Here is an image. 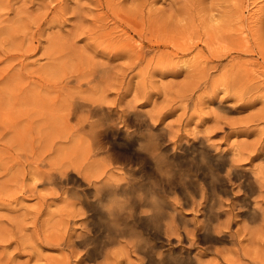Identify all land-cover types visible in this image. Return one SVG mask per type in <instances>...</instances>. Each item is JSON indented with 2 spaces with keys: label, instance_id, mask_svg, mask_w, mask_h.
Returning <instances> with one entry per match:
<instances>
[{
  "label": "rangeland",
  "instance_id": "374dc122",
  "mask_svg": "<svg viewBox=\"0 0 264 264\" xmlns=\"http://www.w3.org/2000/svg\"><path fill=\"white\" fill-rule=\"evenodd\" d=\"M0 264H264V0H0Z\"/></svg>",
  "mask_w": 264,
  "mask_h": 264
},
{
  "label": "bare ground",
  "instance_id": "6f19581e",
  "mask_svg": "<svg viewBox=\"0 0 264 264\" xmlns=\"http://www.w3.org/2000/svg\"><path fill=\"white\" fill-rule=\"evenodd\" d=\"M161 30V29H160ZM167 33V32H166ZM170 33V32H169ZM172 33V32H171ZM98 34V33H97ZM168 35V34H167ZM175 37V36H174ZM173 39V38H172ZM111 45V44H110ZM224 46V45H223ZM250 48V47H249ZM136 54V53H135ZM99 98V97H98ZM105 101V100H104ZM102 104V103H101ZM69 105V104H68ZM70 105H72V103H70ZM69 105V107H68V109H70V106ZM82 106H85L86 107V111H88V113H89V115L88 116H86L84 119H82L81 118V120L79 119L78 120V122L75 124V129L76 130H78V131H80V132H82V133H84L85 134V137L87 136V146H88V154H89V157H91V156H95V155H98V154H103V155H105V157L109 160V162H111L112 160H113V150H115L114 148L115 147H113V145H112V143L110 142V140H108V136L106 137V130L108 129V127L111 125L110 124V122L108 121V119H105L104 117H97V118H94V115H95V113H97V111L99 110V109H101V107L99 106V105H97V104H93V103H81V104H79L78 106L76 105H74V107H72L71 109H72V111H76V109H78L79 107H82ZM82 111V110H81ZM25 112V111H24ZM83 113V112H82ZM87 113V114H88ZM67 114H69V113H67ZM78 114V113H77ZM100 114H102V112L100 113ZM74 115H76V114H74ZM145 115V114H144ZM77 116V115H76ZM123 116V115H122ZM121 118V117H120ZM67 120H69V119H67ZM123 119H121V120H119V121H122ZM117 121V120H116ZM119 121H118V123H119ZM75 123V122H74ZM130 123V122H129ZM126 124H127V122H126ZM69 125H71V124H69ZM123 126V125H122ZM118 127V126H117ZM120 127V129H121V126H119ZM127 127H128V124H127ZM70 128H71V126H70ZM129 128V127H128ZM112 130V129H111ZM129 131H131V130H129ZM113 132V131H112ZM116 132V131H115ZM56 134V133H55ZM109 134V133H108ZM112 134H114V132L112 133ZM78 135H79V133H78ZM77 135V136H78ZM81 135V134H80ZM153 135V134H152ZM47 136V135H46ZM66 136V135H65ZM114 136V135H113ZM52 137V136H51ZM115 137V136H114ZM111 138V137H110ZM109 138V139H110ZM113 138V137H112ZM158 138V137H157ZM73 139V138H72ZM115 140V139H114ZM112 141V140H111ZM62 142V141H61ZM148 142H150V141H148ZM116 146V145H115ZM80 147V146H79ZM118 147V146H117ZM68 148V147H67ZM120 148V147H119ZM174 148V147H173ZM144 149H145V147H144ZM121 150H123V149H121ZM127 151V150H126ZM129 151V150H128ZM127 151V152H128ZM84 152V151H83ZM126 152V153H127ZM148 152H151L150 150L148 151ZM161 152V151H160ZM58 153V152H57ZM120 153V152H119ZM125 153V152H124ZM140 153H138V155H139ZM103 155H101V156H103ZM131 155V154H130ZM141 155V157H142V155L143 154H140ZM83 156V155H82ZM121 157H123V156H121ZM130 157V156H129ZM149 157H150V155H149ZM63 158V157H62ZM100 158V157H99ZM105 159V158H104ZM134 159V158H133ZM147 159V158H146ZM152 159V158H151ZM118 160H120V158L118 159ZM149 160V159H148ZM153 160V159H152ZM203 160V159H202ZM108 162V163H109ZM119 163V162H118ZM144 165V164H143ZM126 166V165H125ZM31 167V166H30ZM117 167V166H116ZM121 168V167H120ZM59 170V169H58ZM89 170V169H88ZM136 171H138V169L136 170ZM58 172V171H57ZM51 173V176H53V177H55V178H57V179H60V180H63V173H65V175H67V174H69V172H68V170H64L63 172H62V174L61 173ZM79 172V171H78ZM132 172V171H131ZM211 172V171H210ZM112 173V172H111ZM99 174V173H98ZM151 175V174H150ZM72 176L74 177V175L72 174ZM142 177V176H141ZM156 177V176H155ZM182 177V176H181ZM69 178L70 179H72L71 178V176H69ZM126 178V177H125ZM53 179V178H52ZM75 179L76 180H80L81 181V178L80 177H78V176H75ZM74 179V180H75ZM102 179V178H101ZM132 179H135V178H132ZM67 179H65V181H66ZM73 180V179H72ZM100 180V179H99ZM98 180V181H99ZM155 180V179H154ZM50 181V180H49ZM83 181V180H82ZM90 181L92 182V180L90 179ZM116 181H118V180H116ZM249 181V180H248ZM61 182V181H60ZM59 182V183H60ZM67 182V181H66ZM70 182V181H69ZM73 182V181H72ZM71 182V183H72ZM96 182V181H95ZM90 183V182H89ZM117 183V182H116ZM139 183V182H138ZM63 184V183H62ZM78 184V183H77ZM84 184H88L87 182H85L84 181ZM118 185H116L115 184V187H113V188H110V190L111 191H116L119 187H122V186H125V185H127V182H124V183H121V184H119V182L117 183ZM145 185H148V183L146 184V183H144ZM68 185V184H67ZM70 185V184H69ZM95 185V184H94ZM96 185H98L97 183H96ZM133 185H135V184H133ZM143 184H141V186H142ZM151 185V184H150ZM250 185L253 187V185H252V183H250ZM149 186V185H148ZM148 186H146V187H148ZM95 187V186H94ZM251 187V188H252ZM126 188H128V187H126ZM137 188V187H136ZM139 188V187H138ZM151 188V186L149 187V189ZM212 188V187H211ZM255 188V187H254ZM75 189V188H74ZM87 189V188H86ZM85 189V190H86ZM120 190V189H119ZM124 190V189H123ZM133 190H134V188H133ZM136 190H138V189H136ZM142 190V189H141ZM151 190V189H150ZM156 190H158V189H156ZM250 190H252V189H250ZM84 191V190H83ZM140 191V190H139ZM253 191V190H252ZM138 192V191H137ZM148 192H150V191H148ZM87 193V192H86ZM99 193V192H98ZM139 193V192H138ZM66 194V193H65ZM75 194V193H74ZM149 194V193H148ZM150 194H152V192L150 193ZM75 195H77V194H75ZM88 195V194H87ZM107 196V195H106ZM123 196H125V195H123ZM153 196V195H152ZM108 197H109V195H108ZM251 197V196H250ZM87 198H88V196H87ZM95 198V197H94ZM140 198V197H139ZM154 198H155V196H154ZM171 198V197H170ZM80 199H81V201L83 202L84 200H83V198H81L80 197ZM105 199V198H104ZM107 199V198H106ZM156 199V198H155ZM161 199V198H160ZM147 200V199H146ZM86 201V200H85ZM89 201V200H88ZM94 201V200H93ZM103 201V200H102ZM146 202V201H145ZM158 202V201H157ZM81 203V202H80ZM88 203H90V202H88ZM91 203H92V201H91ZM144 203V202H143ZM142 203V204H143ZM148 203V202H147ZM151 203H154V202H152V200H151ZM159 203V202H158ZM166 203V202H165ZM154 204H156L157 205V203H154ZM255 207V206H254ZM159 209V210H158ZM143 210V209H142ZM150 211V210H149ZM155 211H156V209H155ZM157 211L159 212L160 211V208H157ZM212 212V211H211ZM210 212V213H211ZM133 213V212H132ZM147 213V212H146ZM181 213V212H180ZM213 213V212H212ZM133 216H134V214H132ZM142 215V214H141ZM139 217H141V216H139ZM120 219V218H119ZM156 219V218H155ZM202 230V229H201ZM90 231H88L87 233H89ZM135 233V232H134ZM37 234V233H36ZM79 235V234H78ZM82 236V235H81ZM140 238V237H139ZM72 239V238H71ZM78 239V238H77ZM83 240H85V238L83 239ZM87 240V239H86ZM85 240V241H86ZM89 240V239H88ZM138 240H140V239H138ZM81 242V241H80ZM65 243V242H64ZM63 243V244H64ZM132 243V242H131ZM60 244V243H59ZM68 244V243H67ZM74 244V243H73ZM79 244V243H78ZM84 244V243H83ZM70 245H72V244H70ZM75 245H77V244H75ZM90 245V244H89ZM133 246V245H132ZM95 248V247H94ZM93 248V249H94ZM88 249V248H87ZM151 255V254H150ZM150 258V257H149ZM151 259V258H150ZM158 261H161V260H157L156 262H158ZM173 261V260H172ZM200 262V261H199ZM220 263V262H219Z\"/></svg>",
  "mask_w": 264,
  "mask_h": 264
}]
</instances>
